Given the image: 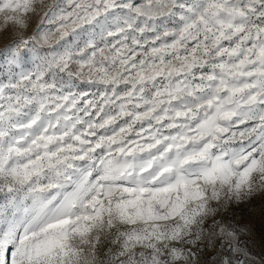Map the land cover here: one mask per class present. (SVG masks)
Here are the masks:
<instances>
[{
	"label": "snow or ice",
	"instance_id": "1",
	"mask_svg": "<svg viewBox=\"0 0 264 264\" xmlns=\"http://www.w3.org/2000/svg\"><path fill=\"white\" fill-rule=\"evenodd\" d=\"M0 35V264H244L264 0H0Z\"/></svg>",
	"mask_w": 264,
	"mask_h": 264
},
{
	"label": "rangeland",
	"instance_id": "2",
	"mask_svg": "<svg viewBox=\"0 0 264 264\" xmlns=\"http://www.w3.org/2000/svg\"><path fill=\"white\" fill-rule=\"evenodd\" d=\"M46 2H51V0H46ZM39 16L32 18L26 34L32 33L37 24L39 23ZM10 37L0 35V49L9 43ZM79 83V82H78ZM75 90V89H74ZM81 91H87L89 93L94 92L95 88H90L86 84H80ZM87 98H91L90 96ZM4 202V196L0 193V203ZM259 199L256 202V206L259 207ZM230 219H233L239 224H248L250 227L242 228L240 233V245L247 253L245 257L241 254V259L244 260V264H264V217L259 213L255 216H249V210L247 204L234 205L229 209L227 214ZM246 236H250L249 240H246ZM245 238V239H244ZM255 251H252L254 250Z\"/></svg>",
	"mask_w": 264,
	"mask_h": 264
},
{
	"label": "trees",
	"instance_id": "3",
	"mask_svg": "<svg viewBox=\"0 0 264 264\" xmlns=\"http://www.w3.org/2000/svg\"><path fill=\"white\" fill-rule=\"evenodd\" d=\"M249 237H250V236H248V237L246 236V240H249ZM244 239H245V238H244ZM263 243H264V242L262 241V244H263ZM252 251H255V249L252 250Z\"/></svg>",
	"mask_w": 264,
	"mask_h": 264
}]
</instances>
